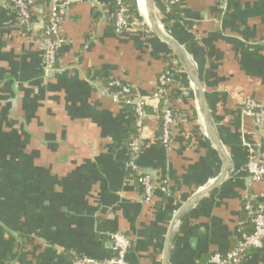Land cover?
<instances>
[{
  "label": "crops",
  "instance_id": "1",
  "mask_svg": "<svg viewBox=\"0 0 264 264\" xmlns=\"http://www.w3.org/2000/svg\"><path fill=\"white\" fill-rule=\"evenodd\" d=\"M24 25L11 0H0V264H73L77 256L113 255L112 234L131 240L129 264H165L173 218L222 174L204 128L193 80L157 36L144 0H125L128 25L114 26L112 0H70L57 68L45 70L43 32L50 0H26ZM163 30L180 43L198 76L219 138L231 156L229 176L186 210L171 235L168 264H211L234 249L264 204V180L245 164L264 149V130L243 116L242 103H264V0H154ZM175 66L166 96L175 116L169 146L161 141L158 77ZM129 84L144 98L139 152L130 154L133 113L106 89ZM18 93V102L12 100ZM151 175L152 200L135 181ZM243 264H264V244Z\"/></svg>",
  "mask_w": 264,
  "mask_h": 264
},
{
  "label": "built area",
  "instance_id": "2",
  "mask_svg": "<svg viewBox=\"0 0 264 264\" xmlns=\"http://www.w3.org/2000/svg\"><path fill=\"white\" fill-rule=\"evenodd\" d=\"M114 26L117 32H121L128 25L129 9L125 0H114ZM182 0H170L171 4L178 5ZM12 8L19 16V20L24 25L31 23V10L26 0H11ZM52 12L47 23L44 26L42 36L45 70L56 71L58 53L64 40L61 36V29L65 23L70 0H50ZM230 0H222V6L227 8ZM175 76V66L166 68L158 77V84L153 92V97L157 100H163L161 110V137L160 141L164 146H169L172 140L173 127L175 125V116L172 108L169 106L166 96L168 86L173 82ZM115 87V89H114ZM106 92L119 103L131 105L134 108V118L136 128L141 132L144 128V121L147 116L145 105L146 101L137 95L132 87L120 80H112L106 89ZM243 116L253 119L254 123L264 130V103L253 98L244 99L241 107ZM128 149L132 156L139 152V142L136 136H132L128 144ZM246 170L256 181L264 180V149L259 157L250 155L245 164ZM139 182L142 185V194L145 201L152 200L156 188L162 193H169L165 185L156 187L152 177L147 172L139 173ZM245 209L252 212L253 231L243 233L236 246L226 254L215 253L211 256V264H243L244 259L250 249H260L264 244V204L254 206L251 198H247L244 203ZM113 255L110 258L99 260L90 256H77L73 259V264H129L127 254L131 246L130 238L123 232L112 234Z\"/></svg>",
  "mask_w": 264,
  "mask_h": 264
},
{
  "label": "water",
  "instance_id": "3",
  "mask_svg": "<svg viewBox=\"0 0 264 264\" xmlns=\"http://www.w3.org/2000/svg\"><path fill=\"white\" fill-rule=\"evenodd\" d=\"M147 7V13L148 18L150 21V26L153 30V32L159 36L164 42H166L171 49L175 52L177 57L182 62L183 66L185 67L186 71L190 75V77L193 80L194 87L196 89V92L198 94L199 102H200V109L203 116V122H204V128L206 130V133L211 140V142L214 144L216 150L218 151L220 158L222 160V174L219 178H217L214 182H212L210 185H208L206 188L198 192L195 196H193L190 200H188L183 206L179 209L177 214L172 220L170 230L168 233V238L166 242V250H165V257H164V263L168 264V256H169V249H170V241H171V235L172 231L179 220V218L186 212L187 209L192 207L198 200H200L205 194L210 192L214 187H216L218 184H220L222 181H224L228 176L232 169L233 162L231 159V156L227 152L226 148L221 142V139L219 138L216 126L214 124L212 114L210 111V107L208 104V100L206 97V92L203 87V84L198 76V70L197 66L193 62L190 54L187 52V50L177 41L172 39L162 28V25L156 18L155 14V5L154 0H144ZM49 74H52L53 71H49ZM18 102V93L16 94V97L12 100V106L15 107Z\"/></svg>",
  "mask_w": 264,
  "mask_h": 264
},
{
  "label": "trees",
  "instance_id": "4",
  "mask_svg": "<svg viewBox=\"0 0 264 264\" xmlns=\"http://www.w3.org/2000/svg\"><path fill=\"white\" fill-rule=\"evenodd\" d=\"M112 4L115 6V1L114 0H112ZM177 5V4H176ZM172 6H175L174 4H172ZM173 65H169L167 68H170V67H172ZM114 89H115V87H114ZM124 105V104H123ZM124 106H126L132 113H133V115H134V108L131 106V105H124ZM162 107H163V100L162 99H160V100H158V105H157V107L155 108L156 110V112H158V114L160 115V122L162 123V120H161V110H162ZM151 109H152V107L150 108L149 107V105H145V110H146V113H147V111L149 112V111H151ZM162 132V131H161ZM138 134V131H137V128H136V121H135V118H133V123H132V127H131V131H130V135H129V139H128V143L130 142V140H131V137L132 136H136ZM139 174H137L136 176H135V181L137 182V184L139 185V187H140V189L142 190L143 188H142V185H141V183L139 182ZM253 231V224H252V228H251V230H249V231H246V233H251Z\"/></svg>",
  "mask_w": 264,
  "mask_h": 264
}]
</instances>
